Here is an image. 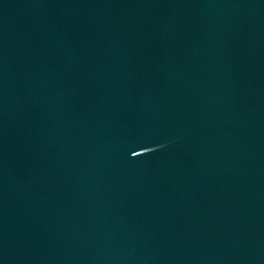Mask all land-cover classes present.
Segmentation results:
<instances>
[{"label": "water", "instance_id": "obj_1", "mask_svg": "<svg viewBox=\"0 0 264 264\" xmlns=\"http://www.w3.org/2000/svg\"><path fill=\"white\" fill-rule=\"evenodd\" d=\"M0 264H264V0H0Z\"/></svg>", "mask_w": 264, "mask_h": 264}]
</instances>
